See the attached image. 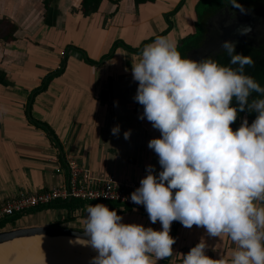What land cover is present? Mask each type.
<instances>
[{
  "label": "crops",
  "instance_id": "obj_1",
  "mask_svg": "<svg viewBox=\"0 0 264 264\" xmlns=\"http://www.w3.org/2000/svg\"><path fill=\"white\" fill-rule=\"evenodd\" d=\"M95 1L91 9L85 0H0V202L17 191L61 185L67 159L93 180L112 178L134 189L149 165L157 177L162 171L148 147L160 132L133 109L138 82L132 63L156 37L178 44L193 32L198 0ZM116 126L119 133L113 135ZM100 202L115 209L123 223L161 230L147 212ZM95 203L55 201L7 217L0 229L83 230L85 207ZM170 235L173 254L157 264H183L184 254L201 239L213 259L227 258L236 247L227 236L210 237L204 228H185L179 221L171 224Z\"/></svg>",
  "mask_w": 264,
  "mask_h": 264
},
{
  "label": "clouds",
  "instance_id": "obj_2",
  "mask_svg": "<svg viewBox=\"0 0 264 264\" xmlns=\"http://www.w3.org/2000/svg\"><path fill=\"white\" fill-rule=\"evenodd\" d=\"M229 3L245 11L237 0ZM222 47L228 65L183 57L177 42L162 35L132 63L134 99L143 106L139 118L160 132L148 147L162 171L157 177L149 165L131 201L162 227L123 223L108 205H87L83 230L86 246L95 252L89 264H157L173 254L174 221L202 227L210 237L227 236L236 245L227 258L213 259L201 239L184 254L183 264H264V98L248 102L253 92L264 96V87L245 74L251 56L235 53L232 41ZM246 107L257 116L234 131L231 125ZM118 133L116 126L112 134ZM129 137L125 131L124 139Z\"/></svg>",
  "mask_w": 264,
  "mask_h": 264
},
{
  "label": "water",
  "instance_id": "obj_3",
  "mask_svg": "<svg viewBox=\"0 0 264 264\" xmlns=\"http://www.w3.org/2000/svg\"><path fill=\"white\" fill-rule=\"evenodd\" d=\"M223 6L212 14H204L201 19L203 37L198 46L188 50L186 58L196 61L213 58L224 51V41L238 45L253 46L264 43V5L253 9ZM246 30L245 34H241ZM136 92V91H135ZM33 237L46 239L67 238L87 243L84 230L62 226L29 225L0 229V245L16 240Z\"/></svg>",
  "mask_w": 264,
  "mask_h": 264
},
{
  "label": "built area",
  "instance_id": "obj_4",
  "mask_svg": "<svg viewBox=\"0 0 264 264\" xmlns=\"http://www.w3.org/2000/svg\"><path fill=\"white\" fill-rule=\"evenodd\" d=\"M64 169L66 179L61 185L51 186L37 192L17 191L5 197L0 202V222L27 210L70 199L113 202L147 212L142 204L137 205L131 201V193L136 189L116 183L112 178L93 180L73 159L64 161ZM55 171H60V168L57 167Z\"/></svg>",
  "mask_w": 264,
  "mask_h": 264
},
{
  "label": "bare ground",
  "instance_id": "obj_5",
  "mask_svg": "<svg viewBox=\"0 0 264 264\" xmlns=\"http://www.w3.org/2000/svg\"><path fill=\"white\" fill-rule=\"evenodd\" d=\"M86 244L67 238L16 239L0 245V264H89L95 252Z\"/></svg>",
  "mask_w": 264,
  "mask_h": 264
},
{
  "label": "flooded vegetation",
  "instance_id": "obj_6",
  "mask_svg": "<svg viewBox=\"0 0 264 264\" xmlns=\"http://www.w3.org/2000/svg\"><path fill=\"white\" fill-rule=\"evenodd\" d=\"M135 2H137V1H135ZM141 2H145V1H141ZM237 2L241 5H243L247 9H253V8L260 7V6L264 5V0H237ZM212 3H214V5ZM211 5H213V6H211ZM223 6L234 8L229 3V0H198V2L195 5V7H196L195 8L196 18L194 20L193 32L187 33L184 37H182L180 39V41L183 40L184 38L189 37L191 34H194L198 29H199L198 31L200 33L197 35V38L195 39V41L193 40V43L192 42L188 43L187 47L184 48V50H183V56L184 57H186V53L188 50L194 49L198 46L199 42L201 41V39L203 37L202 35H203L204 29H203L202 24H201L202 16L204 14H212L214 11H216L217 9H219ZM198 12H199V14H198ZM180 41L178 42V45L180 44ZM238 46L235 48H238ZM248 47H251L253 49L252 50L253 52L251 51V53H250L252 60H253V64L249 68L247 66H245L244 71H245V74L252 76L258 82V80L260 78L259 77L260 74L252 73L254 71L253 65L255 63L258 65H261L264 63V43L258 44L256 47H253V46H248ZM244 55L248 56L249 54L245 52ZM247 70H253V71L248 73ZM262 72H261V74H262ZM262 87H264V86H262ZM260 98H264V96H261L260 93L253 92L250 94V96L248 98V102L251 103L254 99H260ZM252 111H254V110H252ZM252 111H249L247 107L245 108V111H242L241 116L237 119V122H238L237 128L240 126L241 122L244 119H247L248 123L252 122V119L250 118V113ZM232 129L234 130L235 127H233Z\"/></svg>",
  "mask_w": 264,
  "mask_h": 264
},
{
  "label": "trees",
  "instance_id": "obj_7",
  "mask_svg": "<svg viewBox=\"0 0 264 264\" xmlns=\"http://www.w3.org/2000/svg\"><path fill=\"white\" fill-rule=\"evenodd\" d=\"M86 2H89V4H90V7H91V9H93L94 8V5H95V0H85ZM135 1H137V2H141V1H152V0H135ZM215 3V2H214ZM214 3H212L213 5H214ZM213 5H211V6H213ZM210 6V7H211ZM198 14H199V12H198ZM199 30V29H198ZM196 31L194 34H191L189 37H187V38H184L183 40H181L180 41V44L178 45V50L181 52V55L183 56V50H184V48H186L187 47V44L188 43H190V42H192L193 43V40L195 41V39L197 38V35L200 33L199 31ZM240 46V47H239ZM238 46V48H235V53H239V54H242V55H244L245 54V52L246 53H248L249 55L248 56H251V51L253 50L251 47H248V46H244V45H239ZM253 52V51H252ZM109 53H107V55H108ZM107 55H105V56H107ZM184 57V56H183ZM211 59H215L216 61H218L219 63H221V64H223V65H228L229 64V62H230V57H229V55L227 54V52L224 50V51H222L221 53H219V54H217V55H215L213 58H211ZM258 63V62H257ZM232 67H236V65H232ZM248 68L250 67V66H247ZM61 70V68H59V69H57L56 71H54L52 74H56V73H58L59 71ZM254 70V71H253ZM253 70H247V72L248 73H250V72H252V73H254V74H260L259 75V80H258V83L261 85V87L262 86H264V63L263 64H261V65H258V64H254L253 65ZM256 70V71H255ZM263 71V72H262ZM261 72H262V74H261ZM251 73V74H252ZM47 78V77H46ZM43 87V85L42 86H40L39 87V89H41ZM38 90V89H37ZM36 91V90H35ZM35 91H33V92H31V94L32 93H34ZM137 91V90H136ZM135 95H136V92H135ZM261 95V94H260ZM135 97V96H134ZM29 99H30V97H29ZM134 100V110H137V112L138 113H143V106L142 105H140L138 102H136L135 101V99H133ZM232 105L233 106H236V101L235 100H233V102H232ZM245 111V110H244ZM241 113L242 112H238V115H237V119L241 116ZM256 116H257V112L256 111H252L251 113H250V118L252 119V121L256 118ZM31 119V118H30ZM237 119H236V122L234 123V124H232L231 125V127L233 128V127H235V129H234V131L237 129V126H238V122H237ZM32 120V119H31ZM35 124H37V125H39V126H41V127H43L48 133H50V130L44 125V124H42V123H40V122H37V121H35V120H32ZM249 124H251V122H249ZM71 202V201H70ZM67 203V202H66Z\"/></svg>",
  "mask_w": 264,
  "mask_h": 264
},
{
  "label": "rangeland",
  "instance_id": "obj_8",
  "mask_svg": "<svg viewBox=\"0 0 264 264\" xmlns=\"http://www.w3.org/2000/svg\"><path fill=\"white\" fill-rule=\"evenodd\" d=\"M5 220V219H4ZM4 220H3V222H4ZM6 221V220H5ZM2 226H6V224L5 225H0V227H2ZM35 245V244H34ZM50 246H52V247H55L56 245H53V244H50ZM2 250V249H1ZM3 250H5V249H3Z\"/></svg>",
  "mask_w": 264,
  "mask_h": 264
}]
</instances>
